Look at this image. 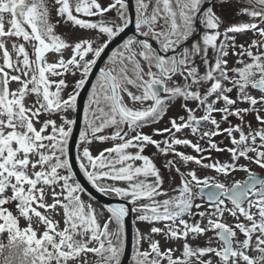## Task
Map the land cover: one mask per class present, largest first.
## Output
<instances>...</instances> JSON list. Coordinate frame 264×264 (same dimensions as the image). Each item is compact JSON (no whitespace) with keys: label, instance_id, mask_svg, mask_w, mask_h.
Listing matches in <instances>:
<instances>
[{"label":"snow or ice","instance_id":"obj_1","mask_svg":"<svg viewBox=\"0 0 264 264\" xmlns=\"http://www.w3.org/2000/svg\"><path fill=\"white\" fill-rule=\"evenodd\" d=\"M245 3L249 7L237 14L251 22L222 30L224 21L213 0H136V36L125 40L99 69L84 109L85 127L79 131L75 160L80 172L97 192L131 205L108 207L101 224L97 210L82 199L85 190L73 171L69 144L78 118L67 114L76 112L80 90L109 44L133 23L129 2L111 0L102 6L98 0H51L50 6V0H0V236L6 234L7 240H0V264H89V254L95 257L93 264H122L130 213L153 225L148 235L137 230L133 264H264V0ZM113 9L115 18L105 15ZM62 22L94 30L97 37L68 42L56 33ZM248 31L260 39L247 47L229 35ZM5 38H15L11 51ZM97 38L103 42L94 47ZM66 49H71L68 59L63 57ZM48 53L57 54V60L49 62ZM230 55L240 57L235 61L239 67H229ZM67 73L79 78L65 96L66 80L52 77ZM29 97H34L31 103ZM175 102L184 115L171 117L169 126L154 129L152 135L139 131L161 121ZM250 115L253 120H246ZM106 128L115 130L99 135ZM185 130L196 142L177 136ZM215 137L229 140L231 147H220ZM106 140L121 142L94 155L93 141ZM147 146L173 157L164 168L180 177L172 188L175 195L164 190L161 170L144 154ZM212 152H227L230 160L204 155ZM241 159L246 163H239ZM190 163L222 177L242 172L245 179L229 184L214 176L201 178L195 169L181 171ZM168 179L171 183L174 177ZM10 203L19 215L5 207ZM225 213L233 223L225 221ZM55 215L61 216L62 228ZM21 217L26 227H20ZM33 218L42 232L33 226ZM209 232L213 235L205 246L189 242ZM153 235L166 244H180L162 249ZM142 241L147 249L141 250ZM214 241L218 246H212Z\"/></svg>","mask_w":264,"mask_h":264},{"label":"rangeland","instance_id":"obj_2","mask_svg":"<svg viewBox=\"0 0 264 264\" xmlns=\"http://www.w3.org/2000/svg\"><path fill=\"white\" fill-rule=\"evenodd\" d=\"M233 1L235 3H233L232 6H230V7L227 8L228 13H230L229 14V17H227V18L228 19H231V20H239V21H243V22H251L250 21V18L248 16H246V15H238L237 14L239 12V9L240 8H242V7H249V5H247L245 3V0H239V3L238 4L236 3L237 0H233ZM98 2L101 3L102 6H105V5H107V2H109V1H106V0H98ZM145 2H147V1L145 0ZM215 4L216 5L214 7V10L216 11V13H217L218 16H222L221 13L218 11L219 10V6L221 4L219 2L218 3H215ZM50 6H51V0H50ZM128 11L130 13V7H129V10ZM114 12H115V10L113 9L109 13H110V15H112ZM221 12L223 13V11H221ZM108 17H110V16L108 15ZM53 18H55V13L54 12H53ZM98 19H96V20H98ZM6 20H7V16H6ZM222 20L224 21L223 27L232 25V22L231 21H226L225 18H222ZM257 22L259 23V21H257ZM6 27H7V24H6ZM223 27H222V30H223ZM85 30L86 29H80L78 27H74L71 24V22H62L60 25H58L56 27V33L58 35H61V37L64 38V39H66V41H68V42H74L78 38L81 39V38H86V37L87 38H92V37L95 38V37H97L96 34L94 32H92V30L91 31H85ZM242 34H245L246 37L242 38L243 40H241L240 38H236L235 42H236L237 45L244 44L245 47H247V45L250 44L253 39H257V40L260 39V37L258 35H255L251 31H248V32H245V33H242ZM231 35H235L236 36L238 34H231ZM5 39L8 40V47H9V50L11 51V41L14 40L15 38H5ZM20 42H23V41L21 40ZM99 43H102V42L100 40H97L96 39L95 40V43H94V47L97 46ZM120 46L118 48H120ZM118 48H116L114 51H116ZM253 51H255V50H253ZM111 54L109 56H111ZM70 56H71V49H66V50L63 51V57L65 59L70 58ZM46 58H47V60L49 62H55L57 60L58 56L55 53H48ZM89 58H91V57H89ZM228 59H229V67H239L240 66V65H238V64L235 63V61L237 59H240V57L230 55ZM242 59H244L246 62H248V58L246 56L242 57ZM0 63H2V60H0ZM107 64H108V59L105 61L104 67ZM129 75H131V73H129ZM61 78L65 79L66 80V83L68 84V88L65 90V93H64V95L66 96L68 92H71L72 91L73 86H74V82H75L76 79L79 78V74H77L76 76H73L70 73H67L63 77H52V79H54V80H59ZM177 80H180V78L177 77ZM96 82L97 81L95 79L94 84ZM10 87L12 89H15L17 87V85L15 83H12L10 85ZM52 90L54 91L55 89L53 88ZM129 90L130 91H133V92H136V89L135 88H132L131 86H129ZM91 91H92V88H91L90 93L88 95V98H87L86 106L85 107H87L88 104H89V96L91 94ZM252 94L255 95V96H259V93L256 92V91H253ZM234 95H235V93H233V96ZM32 99H34V97H29L28 102L31 103ZM125 101L128 102L126 96H125ZM128 103H129V106H132L130 104V102H128ZM240 106L241 107H247V105H240ZM135 107H140V105H135ZM184 114L185 113L183 112V109L180 107V103L179 102H175L168 109L167 114L164 116V118L161 121H159L158 123H154V124H151L149 126L143 127L141 129H139V131H142L143 133L148 134V135H152L154 129H162L164 127L169 126L168 121H169V119L171 117H175V116H179V115H184ZM67 115L69 117L75 118L74 113H71L70 112ZM197 115H200V113L198 112ZM217 118H219V117H217ZM245 119L246 120H253V117L250 115V116L246 117ZM231 120L233 121V124L238 123V121L236 120L235 117H232ZM37 126L39 127V125H37ZM221 126L224 127L225 124L222 123ZM227 126L228 125L226 124V127ZM253 126L254 127L257 126L254 121H253ZM84 127H85V125L83 124L82 130L84 129ZM114 130L115 129H113V128H106L104 130V132L100 133L99 135H111L114 132ZM245 131H247V129H245ZM134 134L135 133H129V135H134ZM177 136L180 137V138H188V139L193 140V142H196V137L192 136L188 132V130H185L182 133H177ZM237 136H238V134H237ZM153 139L162 140V139H164V137L163 136H153ZM214 139L216 141H220L219 146L222 147V148L223 147H231V144H230L229 140H227V139H224V138L222 139L221 137H215ZM120 142L121 141H119V140H116V141L106 140V141H103V142L93 141V143L90 145V149H91L92 153L95 155V154H98L103 149L108 148V147H112L114 144H117V143H120ZM200 143H201V146L202 147H207V145L205 144L204 141H200ZM178 150L181 151V152H184L185 154L196 155V153L191 148L178 146ZM127 151H129V152H135L136 149H128ZM77 154H78V150H77ZM144 154H146L150 158H152L154 160V162L156 163L157 167L161 170V174L164 177V184H163L164 190H166L168 192V195L169 196L175 195L176 193H174L172 191V188L174 186H177V185L180 184V177L174 171L171 172V173H169L164 168L165 162L167 160H169V159H173V157L171 156V154H169L168 156L160 155L153 146H147L145 148V153ZM211 154H213V153H211ZM204 155H208V154L207 153H204ZM211 157L214 160H219L221 162H227V161L230 160V156H229V154L227 152H217L216 154L212 155ZM205 162H208V161H205ZM140 163L141 162H139V161L136 162L137 165H139ZM239 163L243 164V163H246V161H244L243 159H241L239 161ZM251 167H252V169L254 171H259V169L256 168L255 165H251ZM189 169H195L196 172H197V175L200 176L201 178H203L204 176H214L218 180H221V182H225V183H229V184L231 183V181L233 179H235V180H243V179H245V174L242 173V172H236V173H232L228 177H222V176L216 174L215 172H213L211 170L202 169V168H200L199 166H197L195 164H191L190 163L189 165H187L186 168L184 166H181V171H186V170H189ZM169 175H171V176L174 177V179L171 181V183L169 182V179H168ZM141 179H143V178L141 177ZM151 179L152 178H149V181L150 182H151ZM117 183L118 184H121V186H126L122 182H117ZM108 196L113 197V198H119V197H116L114 194H109ZM165 198L166 197H164V196L158 197V199H160V200H163ZM82 199L86 203H90L92 205V207L97 210L98 218H99L101 224H103L104 220L109 215V213L106 211V208H104L103 206H101L100 204H98L97 202H95L86 193L82 194ZM48 202L50 203L51 200L49 199ZM146 202L147 201H141V203H146ZM196 202L197 203H202V201H200V200H197ZM229 206H231V205H229ZM5 207H7L10 211H12L14 215H19L18 212H17V210H16V207H15V204L14 203H10L8 205H5ZM205 208H207V205L206 204H205ZM204 210H205L204 208L200 209V211H204ZM193 211H196V209H193ZM100 213H103V215H99ZM135 215L136 214L133 213V223H134V231H133V233L136 234V232L138 230L141 234L148 235L150 233V228L153 225L151 223H148V222L137 221L135 219ZM185 218L187 219V217H185ZM54 219L60 221V227L62 228L63 227V222H62L61 216L60 215H55L54 216ZM224 219L228 223H233L234 222L233 219L227 215V213H225ZM26 226H27V221H25L21 217L20 218V227L23 228V227H26ZM33 226L34 227H37L39 231H41V232L43 231V227L37 225L35 218H33ZM155 226H157V227H163V223H157ZM114 227H115L114 224L113 225H110V228H114ZM135 234H134V237H135ZM212 235L213 234L211 232H209L207 234V236L202 237V238H199L196 241H192L190 239L189 242L190 243H193V244H199L201 246H205V242H206L207 238L210 237V236H212ZM152 238L155 239V240H159L160 241L162 249H165V248H167L169 246H171L173 248H176L180 244V242L167 243L166 244L165 241H164V239H163V237L162 236H159V235H153ZM134 246H135V239H134ZM212 246H218V245L214 241ZM147 248H148V243L146 241H142L141 242V250H144V249H147ZM133 251H134V249H133ZM250 254H254V253H250ZM175 255H180V253L179 252L178 253H175ZM213 259H215V258H213ZM94 260H95V257L92 254H89V264H93V261ZM130 264H133V260L132 259H131Z\"/></svg>","mask_w":264,"mask_h":264},{"label":"water","instance_id":"obj_3","mask_svg":"<svg viewBox=\"0 0 264 264\" xmlns=\"http://www.w3.org/2000/svg\"><path fill=\"white\" fill-rule=\"evenodd\" d=\"M130 7V17L133 19V23L129 25L128 29L125 30V33H122L120 36L116 37L110 44L109 47L105 50V53L102 54L101 60L98 61L97 66L93 69L92 75L89 77V83L80 90V96L77 98V109L75 112V118H78V124L74 127L73 139L70 141V157L73 163V171L76 174V180L81 184V187L84 188L86 192L93 200L103 205L104 207H115L119 204H124L126 207L131 208V205L123 199H115L104 195L103 193L97 192L92 188L91 184L88 182L83 173L80 172L79 166L76 163L75 157L77 155V147L79 142V131H82L84 123V109L88 94L91 90V86L94 83L96 77L99 75V69L102 68L103 64L109 57V55L118 48L129 36L136 34L134 26V10H133V0H128ZM134 225H133V213H130L125 219V237H126V247L125 253L122 258V264H130L132 253H133V242H134Z\"/></svg>","mask_w":264,"mask_h":264},{"label":"flooded vegetation","instance_id":"obj_4","mask_svg":"<svg viewBox=\"0 0 264 264\" xmlns=\"http://www.w3.org/2000/svg\"><path fill=\"white\" fill-rule=\"evenodd\" d=\"M106 1H109V2H107V5L110 3V1L111 0H106ZM147 1V0H146ZM135 2H136V0H133V7H134V19H135ZM220 3V0H213V5H214V7H215V3ZM233 3H235L233 0H225V2L223 3V4H221L220 6H219V12L221 13V15L222 16H220V18L222 19V18H225L226 19V21H231L232 22V24H236V23H241V22H243V21H239V20H231V19H228L227 17H229V14L230 13H228V11H227V8L228 7H230V6H232L233 5ZM236 3L238 4L239 3V0H237L236 1ZM107 5H105V6H107ZM151 7V6H150ZM115 10V9H114ZM221 11H223V13L221 12ZM230 12V11H229ZM106 16H110V17H113V18H115L116 17V11L112 14V15H110V13L108 12V13H106L105 14ZM80 18H84V19H90V20H96V19H98L99 17H80ZM223 27V26H222ZM226 27V26H225ZM85 31H91V30H85ZM84 32V31H83ZM92 32H94L95 34H96V36H97V33L94 31V30H92ZM94 34V35H95ZM238 35H236L235 37L236 38H240L241 40H243L242 38H244V37H246V35L245 34H242V33H237ZM231 35V34H230ZM132 37H134V36H132ZM87 38V37H86ZM93 38V37H92ZM131 38V37H130ZM79 39V38H78ZM78 39H76L75 41H77ZM97 40H100L101 42H103V39L102 38H97ZM179 78V77H178ZM190 106H192V105H190ZM230 119H232V117H230ZM224 127H226V124H225V126ZM222 139H223V137H221ZM213 154H211V153H207L208 155H214V154H216L217 152H212ZM176 253H178V252H176ZM178 256V255H177Z\"/></svg>","mask_w":264,"mask_h":264},{"label":"trees","instance_id":"obj_5","mask_svg":"<svg viewBox=\"0 0 264 264\" xmlns=\"http://www.w3.org/2000/svg\"><path fill=\"white\" fill-rule=\"evenodd\" d=\"M0 240H3L4 243H7L6 234H4L3 236H0Z\"/></svg>","mask_w":264,"mask_h":264}]
</instances>
